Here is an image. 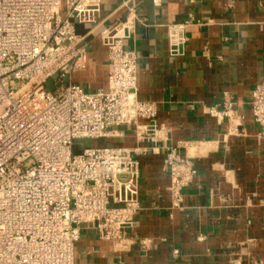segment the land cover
I'll list each match as a JSON object with an SVG mask.
<instances>
[{
	"label": "built area",
	"instance_id": "built-area-1",
	"mask_svg": "<svg viewBox=\"0 0 264 264\" xmlns=\"http://www.w3.org/2000/svg\"><path fill=\"white\" fill-rule=\"evenodd\" d=\"M101 2L0 0V264H75L83 227L122 252L132 245L127 230L141 211L137 155L149 149L83 145L119 137L123 127L154 145L163 136L157 105L137 97L138 57L125 48L137 20L134 6L125 21L100 32L110 62L107 86L88 91L71 82L87 63L78 27L96 23ZM187 24L168 28L174 56L187 45ZM56 75L51 92L46 83ZM251 109L264 138V81ZM207 113L239 119L228 97L222 109ZM182 148L166 149L172 209L182 207L184 190L198 175Z\"/></svg>",
	"mask_w": 264,
	"mask_h": 264
},
{
	"label": "crops",
	"instance_id": "crops-1",
	"mask_svg": "<svg viewBox=\"0 0 264 264\" xmlns=\"http://www.w3.org/2000/svg\"><path fill=\"white\" fill-rule=\"evenodd\" d=\"M153 1L102 0L96 23L78 27L87 63L71 82L95 91L107 86L110 72L100 32L135 7L125 48L138 57L137 97L157 105L163 140L141 142L123 127L119 137L95 146L149 149L137 155L141 211L124 252L93 228H81L75 264H264V138L251 109L264 81V0ZM173 24H187L180 56L171 53ZM227 97L239 117L233 123L207 113L222 109ZM178 144L198 175L184 190L182 207L172 209L165 156Z\"/></svg>",
	"mask_w": 264,
	"mask_h": 264
},
{
	"label": "water",
	"instance_id": "water-1",
	"mask_svg": "<svg viewBox=\"0 0 264 264\" xmlns=\"http://www.w3.org/2000/svg\"><path fill=\"white\" fill-rule=\"evenodd\" d=\"M59 75H56L54 76L51 80H49L47 83H46V86L49 88V90L51 92L55 91V86H54V81L56 79H58ZM65 83L68 84L69 83V78H65Z\"/></svg>",
	"mask_w": 264,
	"mask_h": 264
},
{
	"label": "rangeland",
	"instance_id": "rangeland-1",
	"mask_svg": "<svg viewBox=\"0 0 264 264\" xmlns=\"http://www.w3.org/2000/svg\"><path fill=\"white\" fill-rule=\"evenodd\" d=\"M99 141H100L99 143H101V144L95 143L92 140H87L83 146L84 147H95V146H98V145L101 146L102 143L104 142V139H100ZM81 143L82 142H77L78 145H80Z\"/></svg>",
	"mask_w": 264,
	"mask_h": 264
}]
</instances>
